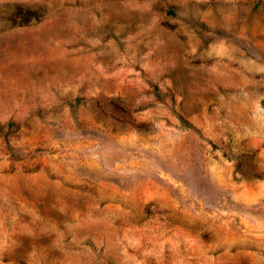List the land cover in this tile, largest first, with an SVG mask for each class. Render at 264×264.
I'll list each match as a JSON object with an SVG mask.
<instances>
[{"label":"rangeland","instance_id":"374dc122","mask_svg":"<svg viewBox=\"0 0 264 264\" xmlns=\"http://www.w3.org/2000/svg\"><path fill=\"white\" fill-rule=\"evenodd\" d=\"M0 264H264V0H0Z\"/></svg>","mask_w":264,"mask_h":264}]
</instances>
